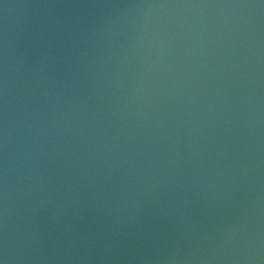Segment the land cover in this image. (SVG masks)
<instances>
[{
    "label": "water",
    "instance_id": "obj_1",
    "mask_svg": "<svg viewBox=\"0 0 264 264\" xmlns=\"http://www.w3.org/2000/svg\"><path fill=\"white\" fill-rule=\"evenodd\" d=\"M0 264H264V0H0Z\"/></svg>",
    "mask_w": 264,
    "mask_h": 264
}]
</instances>
